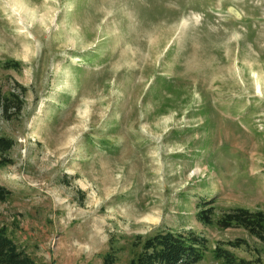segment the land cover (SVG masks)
Segmentation results:
<instances>
[{
  "label": "rangeland",
  "instance_id": "obj_1",
  "mask_svg": "<svg viewBox=\"0 0 264 264\" xmlns=\"http://www.w3.org/2000/svg\"><path fill=\"white\" fill-rule=\"evenodd\" d=\"M0 88V226L36 263L130 264L172 229L206 238L193 264H264L218 224L264 211V0H0Z\"/></svg>",
  "mask_w": 264,
  "mask_h": 264
},
{
  "label": "trees",
  "instance_id": "obj_2",
  "mask_svg": "<svg viewBox=\"0 0 264 264\" xmlns=\"http://www.w3.org/2000/svg\"><path fill=\"white\" fill-rule=\"evenodd\" d=\"M16 63V60L6 61L5 65L12 67ZM22 107V98L18 92L15 90L4 91L0 88V115L10 119L14 113H19ZM13 144V138L0 135V167L8 162L9 159L3 153L9 151ZM9 193L8 189L0 186V201H3ZM200 217L206 223L211 220L209 213L200 212ZM218 224L221 227L243 226L259 240L264 241L263 210L250 211L238 207L227 211L218 220ZM231 244L238 245L234 242ZM206 248V238L195 231L175 232L172 229H164V231H158L144 240L143 250L136 258L131 259L130 264H193L203 258ZM214 254L225 260L227 264H262L259 259L237 257L232 251L219 245L214 248ZM112 261V258L105 257V264H110ZM0 264H38L7 234L5 225L0 226Z\"/></svg>",
  "mask_w": 264,
  "mask_h": 264
}]
</instances>
